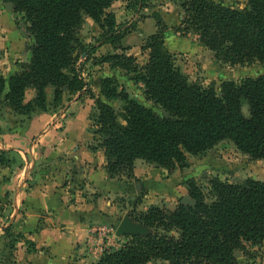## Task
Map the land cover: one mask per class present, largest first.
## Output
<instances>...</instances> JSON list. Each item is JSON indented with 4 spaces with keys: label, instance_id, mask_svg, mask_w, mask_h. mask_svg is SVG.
<instances>
[{
    "label": "trees",
    "instance_id": "obj_1",
    "mask_svg": "<svg viewBox=\"0 0 264 264\" xmlns=\"http://www.w3.org/2000/svg\"><path fill=\"white\" fill-rule=\"evenodd\" d=\"M2 1L24 14L34 44L21 72L8 83L0 74V101L26 115L48 110L49 88L55 102L65 89L70 96L89 93L77 69L85 51L78 32L89 17L104 40L115 44L120 39L116 18L107 11L118 0ZM144 1L133 0L134 8ZM172 1L183 14L177 31L194 34L219 62L264 64V0H243L244 9L214 0ZM156 20L158 31L146 42L148 61L142 70L133 57L110 58L127 73L138 74L153 108L132 98L114 78L101 82L91 126L99 145L92 151H104L108 177L135 179L138 160L169 173L184 171L188 156H201L225 141L251 160L264 161V75L225 81L219 88L190 82L166 46L161 18ZM28 89L36 97L25 104ZM110 102L121 106L116 109ZM185 186L190 203L181 200L174 208L151 206L136 213L134 221L150 233L127 237L119 248L106 250L98 264H240L238 254L264 243V182L212 178L204 188L192 179Z\"/></svg>",
    "mask_w": 264,
    "mask_h": 264
},
{
    "label": "rangeland",
    "instance_id": "obj_2",
    "mask_svg": "<svg viewBox=\"0 0 264 264\" xmlns=\"http://www.w3.org/2000/svg\"><path fill=\"white\" fill-rule=\"evenodd\" d=\"M133 0H118L107 13L116 18L119 40L115 44L107 43L102 36L99 25L91 18L84 17L81 30L78 32L85 51L79 55L77 69L87 84L89 93L81 92L70 96L65 89L58 101L54 100V90L47 89L48 110H33L31 113L21 115L13 112L8 104L0 101V173L4 170L10 176L8 183L13 185L15 172L19 173L26 166L25 153L30 146L32 152L39 143L42 135L48 133L49 127L56 133L68 130L69 119L78 115L84 116L87 133L91 134L93 141L89 146L94 149L99 145L95 141L91 126L93 116L96 114V99L100 98L101 82L105 78H114L120 87L124 88L132 98L142 105L153 108V103L146 101L144 85L137 78L136 73H127L115 66L111 57L130 56L135 59V65L143 69L148 61V52L145 45L149 37L158 31L156 16L160 17L165 30V43L174 56L176 66L188 77L192 83L204 87L215 86L219 88L222 82H239L247 78H256L264 75V64L231 66L219 62L215 54L200 46L197 37L177 31L183 18L181 8L172 0H146L138 8H134ZM226 7L244 9L243 0H214ZM150 20V21H148ZM28 23L24 14L15 11L14 6L0 0V74L6 82L21 72L22 66L28 64L32 56L34 41L27 31ZM36 97L34 89H28L25 94V104ZM104 101L105 99L102 98ZM77 105V110L71 111L69 107ZM118 109L121 104L110 102ZM247 114V108L244 109ZM70 131V130H69ZM67 132V131H66ZM65 132V133H66ZM27 155V153H26ZM34 155V153H33ZM36 155V153H35ZM34 155V156H35ZM189 168L184 174L179 170L169 173L173 176L175 190L171 186L165 188L149 184L140 185L141 181L132 182L129 195L119 193L114 199L117 204V213L113 216L103 214L102 222L95 227L113 230L111 242L106 235L98 234L101 247L109 250L119 248L129 234L118 235L117 231L122 221H129L133 225L141 226V233L148 235L150 230L135 222L133 215L147 211L151 206L148 201L154 200L156 205L173 207L179 201L189 198L185 184L196 180L202 186L208 187L212 178H219L230 183H242L248 179L264 182V161H254L241 154L230 142H222L207 153L192 157L188 156ZM125 178L117 179V183H125ZM137 184L138 190L135 187ZM6 191L7 197L0 195L2 210L0 212V264H17L15 251L21 241V235L15 231L11 215L13 213V186ZM78 185V184H77ZM122 186V185H120ZM152 189H154L152 191ZM151 191L153 193H151ZM156 191V192H154ZM164 193V194H163ZM152 194L149 199L146 196ZM11 195V199H9ZM157 198V199H156ZM174 208V207H173ZM103 233V231H102ZM98 246V245H97ZM240 264H264V243L256 247H248L246 254L237 255ZM149 264H162L161 262Z\"/></svg>",
    "mask_w": 264,
    "mask_h": 264
},
{
    "label": "crops",
    "instance_id": "obj_3",
    "mask_svg": "<svg viewBox=\"0 0 264 264\" xmlns=\"http://www.w3.org/2000/svg\"><path fill=\"white\" fill-rule=\"evenodd\" d=\"M77 109L76 104L69 107ZM83 117L78 113L69 119L66 133L49 127L32 152L26 147V166L15 172L13 185L7 181L10 174L6 170L0 173V195L6 198L11 185L14 189L11 218L21 235L15 251L17 264H98L107 249L100 246L103 228L95 226L102 222L103 214L117 213L114 199L119 193L129 195L136 180L141 186H171L176 193L173 176L177 171L172 176L142 160L135 164V179H124L128 184L120 186L110 179L104 151L94 152L89 147L94 139L87 133ZM135 187L138 190L137 184ZM148 202L161 206L152 204L154 200Z\"/></svg>",
    "mask_w": 264,
    "mask_h": 264
},
{
    "label": "water",
    "instance_id": "obj_4",
    "mask_svg": "<svg viewBox=\"0 0 264 264\" xmlns=\"http://www.w3.org/2000/svg\"><path fill=\"white\" fill-rule=\"evenodd\" d=\"M164 114L166 117L168 116V114L165 111H164ZM183 202L190 203L191 201L189 198H184ZM139 233H141V226L133 225L129 221H126V220L122 221L117 231L118 235H124V234L138 235Z\"/></svg>",
    "mask_w": 264,
    "mask_h": 264
},
{
    "label": "built area",
    "instance_id": "obj_5",
    "mask_svg": "<svg viewBox=\"0 0 264 264\" xmlns=\"http://www.w3.org/2000/svg\"><path fill=\"white\" fill-rule=\"evenodd\" d=\"M103 231H104V235H108L107 236V239H108V241L109 242H111V240H112V238L111 237H113V230L112 229H107V228H103Z\"/></svg>",
    "mask_w": 264,
    "mask_h": 264
}]
</instances>
